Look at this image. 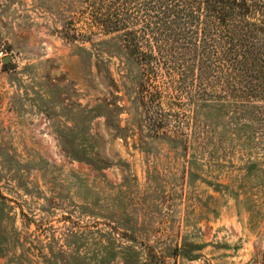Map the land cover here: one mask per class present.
Returning <instances> with one entry per match:
<instances>
[{"label":"rangeland","instance_id":"obj_1","mask_svg":"<svg viewBox=\"0 0 264 264\" xmlns=\"http://www.w3.org/2000/svg\"><path fill=\"white\" fill-rule=\"evenodd\" d=\"M80 8L0 0V264H264V97L154 134L119 37L63 36Z\"/></svg>","mask_w":264,"mask_h":264},{"label":"trees","instance_id":"obj_2","mask_svg":"<svg viewBox=\"0 0 264 264\" xmlns=\"http://www.w3.org/2000/svg\"><path fill=\"white\" fill-rule=\"evenodd\" d=\"M79 1L63 36L119 37L140 66L138 101L154 134L200 144L213 119L264 97V0Z\"/></svg>","mask_w":264,"mask_h":264},{"label":"water","instance_id":"obj_3","mask_svg":"<svg viewBox=\"0 0 264 264\" xmlns=\"http://www.w3.org/2000/svg\"><path fill=\"white\" fill-rule=\"evenodd\" d=\"M9 59L8 58H5L4 61H8Z\"/></svg>","mask_w":264,"mask_h":264}]
</instances>
